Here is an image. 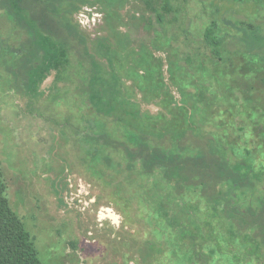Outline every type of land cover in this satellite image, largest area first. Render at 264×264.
I'll use <instances>...</instances> for the list:
<instances>
[{"label": "trees", "instance_id": "1", "mask_svg": "<svg viewBox=\"0 0 264 264\" xmlns=\"http://www.w3.org/2000/svg\"><path fill=\"white\" fill-rule=\"evenodd\" d=\"M96 3L105 28L92 38L74 14ZM191 5L0 0V15L22 33L14 75L30 73L39 86L54 75L51 89L62 83L63 93L76 86L68 159L143 225L140 264H264V64L242 57L251 67L236 68L217 11L201 1L206 11L193 17ZM0 264H43L1 160Z\"/></svg>", "mask_w": 264, "mask_h": 264}, {"label": "rangeland", "instance_id": "2", "mask_svg": "<svg viewBox=\"0 0 264 264\" xmlns=\"http://www.w3.org/2000/svg\"><path fill=\"white\" fill-rule=\"evenodd\" d=\"M201 1L217 11L221 37L229 39L235 67H251L245 59L264 64V0H194L189 8L193 7V17L206 11ZM104 9L100 3L85 5L74 19L94 38L104 33ZM134 10L131 4L122 12ZM1 18L0 40L6 46L0 45V160L11 206L31 233L42 263L140 264L142 244L150 238L143 225L127 220L110 189L68 159L78 123L76 92H71L76 86H64L69 92L63 93L62 83L51 89L54 75L42 86L30 73L20 76L21 70L14 75L13 69L21 67L13 53L22 33L18 25L6 26ZM30 43L25 45L27 55ZM140 105L144 111L159 110L154 103ZM107 209L119 217L118 224L103 220L102 211Z\"/></svg>", "mask_w": 264, "mask_h": 264}, {"label": "bare ground", "instance_id": "3", "mask_svg": "<svg viewBox=\"0 0 264 264\" xmlns=\"http://www.w3.org/2000/svg\"><path fill=\"white\" fill-rule=\"evenodd\" d=\"M101 214V213H100ZM101 217L104 219H110L114 224H118L119 223V217L114 214L111 210L107 209V210H103Z\"/></svg>", "mask_w": 264, "mask_h": 264}]
</instances>
